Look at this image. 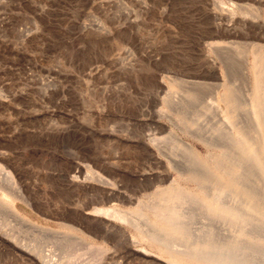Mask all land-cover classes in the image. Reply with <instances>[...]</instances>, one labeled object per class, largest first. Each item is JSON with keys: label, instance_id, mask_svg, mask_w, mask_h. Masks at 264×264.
<instances>
[{"label": "rangeland", "instance_id": "1", "mask_svg": "<svg viewBox=\"0 0 264 264\" xmlns=\"http://www.w3.org/2000/svg\"><path fill=\"white\" fill-rule=\"evenodd\" d=\"M254 5L0 0V151L6 153L0 164L14 173L34 205L20 202L21 213L59 231L67 230L62 218L74 216L83 228L94 225L89 240L110 248L105 264H148L129 237L132 227L99 211L134 209L154 195L158 179L170 185L178 173L167 161L195 162L188 142L209 152L193 132L211 126L214 97L227 85L244 99L252 84L237 68L232 79H212L207 58L235 52L239 58L247 54L251 65L253 52L241 33L233 43L209 39L207 32L214 13L229 22L232 14L223 8L234 7L240 22L251 18L240 8ZM185 97L189 103L179 111L176 101ZM76 166L80 183L70 180ZM99 174L111 182L100 181ZM107 219L112 229L98 231L96 225ZM10 223L11 230L18 227L14 232L32 236L27 225L12 217ZM0 233V264L37 263Z\"/></svg>", "mask_w": 264, "mask_h": 264}, {"label": "bare ground", "instance_id": "2", "mask_svg": "<svg viewBox=\"0 0 264 264\" xmlns=\"http://www.w3.org/2000/svg\"><path fill=\"white\" fill-rule=\"evenodd\" d=\"M254 1L257 5L240 8V13L251 17L250 20L240 18L237 22L234 17L238 9L223 8L233 18L225 22L221 14L214 13L211 30L207 32L209 39L225 38L233 43L236 40L231 38L241 33L247 39L242 43H247L253 52L251 65L247 54L240 59L235 52L207 58L206 69L212 79L227 81L239 69L249 85L252 84L244 99L227 85L214 97L211 126L193 132L208 145L209 152L202 154L188 142L195 162L187 165L167 161L178 174L167 186L162 185L164 179H158L154 195L139 200L134 209L119 210L120 207L115 206L114 209L102 207L99 211L98 206V209L92 208L129 224L133 229L129 237L142 247L140 253L148 264H264V0ZM217 6L222 8L220 4ZM238 25H241L240 30ZM219 69L224 71L219 73ZM188 101V97L176 101L179 111L186 108ZM239 110L246 116L239 114ZM5 154L0 151L1 157ZM75 168L77 171L70 180L76 183L79 167ZM98 176L100 181L101 178L107 181L101 174ZM22 201L32 205L14 173L0 164V231L6 233L8 239L36 256L38 264H105L104 256L110 248L89 240L88 233L94 225L83 228L74 216H65L62 219L67 230L40 226L21 213L19 203ZM11 217L21 226L27 225L32 236L16 233L18 227L14 229L16 232L11 230ZM107 222L108 219L97 224L98 231L112 229L109 228L112 223ZM15 225L16 222L12 224Z\"/></svg>", "mask_w": 264, "mask_h": 264}]
</instances>
